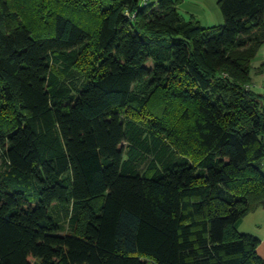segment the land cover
Returning a JSON list of instances; mask_svg holds the SVG:
<instances>
[{
	"label": "trees",
	"instance_id": "16d2710c",
	"mask_svg": "<svg viewBox=\"0 0 264 264\" xmlns=\"http://www.w3.org/2000/svg\"><path fill=\"white\" fill-rule=\"evenodd\" d=\"M180 3L0 0V264H264V0Z\"/></svg>",
	"mask_w": 264,
	"mask_h": 264
},
{
	"label": "crops",
	"instance_id": "0c3cea01",
	"mask_svg": "<svg viewBox=\"0 0 264 264\" xmlns=\"http://www.w3.org/2000/svg\"><path fill=\"white\" fill-rule=\"evenodd\" d=\"M157 1L158 0H150L152 3H156ZM218 2L219 0H181L178 8L180 14L184 16L185 19L194 18L203 27L209 28L224 24V17L219 9ZM256 59L260 60V64L264 62V45L259 49ZM254 85L256 87L262 86V84L257 85L255 82ZM259 210H261V213L256 220L257 223L255 225L254 235L260 239L258 254L264 260V208ZM244 220L246 219L244 218L242 221L244 222Z\"/></svg>",
	"mask_w": 264,
	"mask_h": 264
},
{
	"label": "rangeland",
	"instance_id": "374dc122",
	"mask_svg": "<svg viewBox=\"0 0 264 264\" xmlns=\"http://www.w3.org/2000/svg\"><path fill=\"white\" fill-rule=\"evenodd\" d=\"M259 65H260V60L256 59V60H254V62L252 64V67L254 69V68H257ZM252 77L254 79V82L257 83V85H261L264 82V76L255 75L254 70H252ZM262 91H263V89L260 88V86H259L257 88V92L261 93ZM151 111H154V110H151ZM142 115H143L142 118L138 117L137 119H145L144 116H147V114H145V112ZM143 156H145L144 157V161L143 162L142 161L139 162V165H138L140 169H144L145 167H147V163H148L147 159H149L148 158V154H144ZM0 166H1V160H0ZM262 166H263L262 167V171L264 172V161L262 163ZM260 213H261V210H258L256 212H253V213L249 214L245 218L246 220H244V222L242 221L243 223L241 222L242 224L239 225V232L243 233V234H250L252 236H255L254 235L255 234L254 230H255V225L257 223L256 220L258 219ZM62 224L65 225V227L68 228V225H67V222H66L65 219L62 221ZM68 230H69V228H68Z\"/></svg>",
	"mask_w": 264,
	"mask_h": 264
},
{
	"label": "built area",
	"instance_id": "2783aa9c",
	"mask_svg": "<svg viewBox=\"0 0 264 264\" xmlns=\"http://www.w3.org/2000/svg\"><path fill=\"white\" fill-rule=\"evenodd\" d=\"M146 1H148V0H143V2H146ZM134 17V16H133Z\"/></svg>",
	"mask_w": 264,
	"mask_h": 264
}]
</instances>
